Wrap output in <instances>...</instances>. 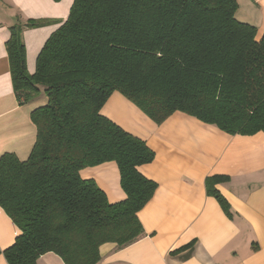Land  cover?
<instances>
[{
    "label": "trees",
    "instance_id": "16d2710c",
    "mask_svg": "<svg viewBox=\"0 0 264 264\" xmlns=\"http://www.w3.org/2000/svg\"><path fill=\"white\" fill-rule=\"evenodd\" d=\"M237 9V0H74L34 74L23 32L51 21L11 27L16 98L45 102L31 113L37 138L29 158H0V208L20 232L0 249L8 264H38L49 253L64 264H99L103 245L123 249L145 235L138 214L157 184L139 167L155 153L102 114L113 94L157 125L182 112L230 135L264 131V35L238 21ZM108 162L118 165L127 196L119 203L80 176ZM227 181L211 176L206 187L232 219L216 188Z\"/></svg>",
    "mask_w": 264,
    "mask_h": 264
},
{
    "label": "crops",
    "instance_id": "0c3cea01",
    "mask_svg": "<svg viewBox=\"0 0 264 264\" xmlns=\"http://www.w3.org/2000/svg\"><path fill=\"white\" fill-rule=\"evenodd\" d=\"M73 3L0 0V158L6 153L21 161L29 158L37 138L31 113L45 102L21 105L16 98L6 49L10 29L28 20L51 21L23 32L27 69L34 74L42 48L68 19ZM237 3L236 19L256 27L261 39L264 0ZM102 114L153 150L155 159L139 171L157 189L138 214L145 235L123 249L103 245L99 264H264V131L230 135L182 112L157 125L119 93L111 96ZM215 175L228 178L216 188L228 202L232 219L207 192L206 180ZM80 176L94 180L112 204L127 197L115 162L85 168ZM19 233L0 208V249L12 246ZM0 264H8L3 255ZM38 264L64 263L49 253Z\"/></svg>",
    "mask_w": 264,
    "mask_h": 264
}]
</instances>
